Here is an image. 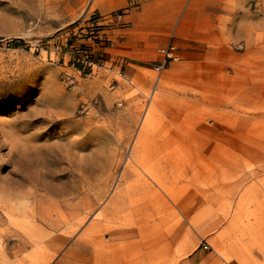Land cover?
Wrapping results in <instances>:
<instances>
[{
  "label": "rangeland",
  "instance_id": "obj_1",
  "mask_svg": "<svg viewBox=\"0 0 264 264\" xmlns=\"http://www.w3.org/2000/svg\"><path fill=\"white\" fill-rule=\"evenodd\" d=\"M184 8L0 0V264H114L112 228L134 264H264V0H194L225 44L157 72ZM127 181L158 197L123 219Z\"/></svg>",
  "mask_w": 264,
  "mask_h": 264
},
{
  "label": "crops",
  "instance_id": "obj_2",
  "mask_svg": "<svg viewBox=\"0 0 264 264\" xmlns=\"http://www.w3.org/2000/svg\"><path fill=\"white\" fill-rule=\"evenodd\" d=\"M184 2L187 5V9H188L192 6V4L194 3V0H184ZM184 9L185 10H184L183 16L179 19V21L177 22L175 26L168 25V26H164L163 28L159 30H152V31L150 30L149 33L151 37H150V40H148L146 43L148 46L154 45L159 40H163L164 35L167 34L168 36H170V38L167 40V43H171L175 47V55L178 56L180 60L185 61L186 63V62H189L188 57H189V54H190L189 52L191 49L197 48L199 50H202L204 54V55L202 54V56H205V57L210 56L211 50L209 47L211 45L223 46L225 44V39H224L225 35L222 34V32L219 29H217L216 23L212 24L210 22V14H207L205 12L201 13V14H198L199 16L198 18L196 13L194 15H191V13L187 11L186 8ZM170 15L171 14L169 13L165 17L172 18ZM143 132H144V128H143ZM143 132L141 135V139H143V136H144ZM139 141H140V138L137 141L136 145H134L133 147L135 151H134V156L132 157V161L136 165L140 166L142 165L143 162H141V157L139 156V149L141 146V143ZM129 178H130L129 175L126 176V180H129ZM154 178L157 179L158 177L154 175ZM157 185L160 188H162L161 184H157ZM127 186L129 187L126 189ZM124 188L125 190H123V192L119 194L114 201V205L116 207V213H117L118 218L119 217H123V219L126 218V216H129L128 215L129 212L132 215L135 214L137 210H134L133 208L138 205H142L141 211H144L146 209L149 212L153 206L151 197H155V196L158 197L156 193L155 194L152 193V191L149 189V186L146 184H143L139 187L134 188L133 186H131V183L127 181ZM138 192L139 194L136 195V193ZM123 198H126V200L122 201L123 203L121 205L120 200H122ZM119 207H121V209H119ZM125 212L127 213V215L124 214ZM144 223H146L145 219H143V221L138 220V224H144ZM159 224H162L161 220ZM127 233L129 232L125 230L112 228L111 229V236L113 237L112 242L109 245L103 246L104 249L107 248V250L108 248H110V252H111L114 264H134L133 262H130L128 259H124L125 257L122 254H119L120 253L119 251L124 246H126L125 243L124 242L116 243V240L125 239L128 236L134 237L135 233L131 235H128ZM176 239H177V235L174 234L171 240L167 242V244L169 243L170 245V243L172 242L175 243ZM166 240L167 238L165 235H158L156 238L150 241L149 246H146L145 249L147 250V254L149 256L148 257L149 262L151 261L150 260L151 257L158 255V257L160 258L164 254V252L166 251V245L164 244ZM95 258L96 260L94 264H99L100 260H99L98 253H96ZM105 262L109 263L110 259L107 258V261L105 260ZM137 264H144V263L143 261H141Z\"/></svg>",
  "mask_w": 264,
  "mask_h": 264
},
{
  "label": "built area",
  "instance_id": "obj_3",
  "mask_svg": "<svg viewBox=\"0 0 264 264\" xmlns=\"http://www.w3.org/2000/svg\"><path fill=\"white\" fill-rule=\"evenodd\" d=\"M160 55H161V61L160 65L155 69L157 72H161L164 70L165 66L169 64L172 61H176V55H175V47L171 44L168 45L165 48H162L160 50ZM93 63H89V66H92Z\"/></svg>",
  "mask_w": 264,
  "mask_h": 264
},
{
  "label": "trees",
  "instance_id": "obj_4",
  "mask_svg": "<svg viewBox=\"0 0 264 264\" xmlns=\"http://www.w3.org/2000/svg\"><path fill=\"white\" fill-rule=\"evenodd\" d=\"M12 43H14V44H21V41H13Z\"/></svg>",
  "mask_w": 264,
  "mask_h": 264
}]
</instances>
